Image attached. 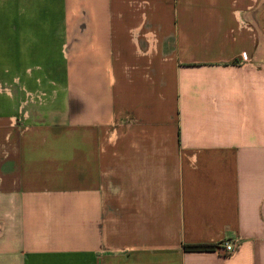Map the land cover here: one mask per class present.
<instances>
[{
	"label": "crops",
	"instance_id": "crops-1",
	"mask_svg": "<svg viewBox=\"0 0 264 264\" xmlns=\"http://www.w3.org/2000/svg\"><path fill=\"white\" fill-rule=\"evenodd\" d=\"M0 264H264V0H0Z\"/></svg>",
	"mask_w": 264,
	"mask_h": 264
},
{
	"label": "trees",
	"instance_id": "trees-1",
	"mask_svg": "<svg viewBox=\"0 0 264 264\" xmlns=\"http://www.w3.org/2000/svg\"><path fill=\"white\" fill-rule=\"evenodd\" d=\"M217 246L215 245H207V244H197V245H184V249L187 251H211L214 250Z\"/></svg>",
	"mask_w": 264,
	"mask_h": 264
},
{
	"label": "built area",
	"instance_id": "built-area-1",
	"mask_svg": "<svg viewBox=\"0 0 264 264\" xmlns=\"http://www.w3.org/2000/svg\"><path fill=\"white\" fill-rule=\"evenodd\" d=\"M220 247V246H219ZM221 247L223 248L224 250V255H229L231 254L233 251H234V247H233V244L230 243V242H224ZM216 250L219 249L218 247L215 248Z\"/></svg>",
	"mask_w": 264,
	"mask_h": 264
}]
</instances>
